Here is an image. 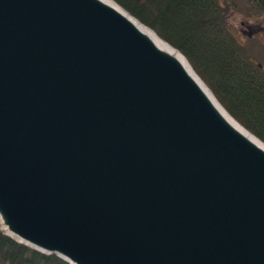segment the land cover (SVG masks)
Segmentation results:
<instances>
[{"label":"water","instance_id":"water-1","mask_svg":"<svg viewBox=\"0 0 264 264\" xmlns=\"http://www.w3.org/2000/svg\"><path fill=\"white\" fill-rule=\"evenodd\" d=\"M111 1L0 0V228L71 264H264V142Z\"/></svg>","mask_w":264,"mask_h":264},{"label":"trees","instance_id":"trees-1","mask_svg":"<svg viewBox=\"0 0 264 264\" xmlns=\"http://www.w3.org/2000/svg\"><path fill=\"white\" fill-rule=\"evenodd\" d=\"M115 1L178 48L228 112L264 141V42L245 40L230 17L264 20V0ZM0 264L71 263L0 228Z\"/></svg>","mask_w":264,"mask_h":264},{"label":"bare ground","instance_id":"bare-ground-1","mask_svg":"<svg viewBox=\"0 0 264 264\" xmlns=\"http://www.w3.org/2000/svg\"><path fill=\"white\" fill-rule=\"evenodd\" d=\"M105 1H107V2H112L111 0H105ZM113 3V2H112ZM133 20L136 22V24L140 27V29H142L144 32H146L153 40H154V42L159 46V47H161V48H163V49H165V50H167V51H169L170 53H172V54H174L179 60H181L182 61V63L186 66V67H188L190 70H192V71H194L192 68H191V66H190V64L188 63V61L184 58V56L178 51V50H176L174 47H172L168 42H166L164 39H162L161 37H159L152 29H150L148 26H146V25H144L143 23H141V22H139L138 20H136V19H134L133 18ZM205 85V84H204ZM206 86V85H205ZM206 88L209 90L208 92L210 93V94H212L211 93V91H210V89L206 86ZM213 95V94H212ZM225 114H226V116H228L229 117V114L227 113V112H224ZM234 124L236 125V126H238L240 129L242 128L241 127V125L239 124V123H237L235 120H234ZM248 135H250L249 133H248ZM250 137H251V135H250ZM252 138L256 141V142H258L260 145H262V146H264V144L263 143H261V141H259L258 139H256L255 137H253L252 136Z\"/></svg>","mask_w":264,"mask_h":264},{"label":"rangeland","instance_id":"rangeland-1","mask_svg":"<svg viewBox=\"0 0 264 264\" xmlns=\"http://www.w3.org/2000/svg\"><path fill=\"white\" fill-rule=\"evenodd\" d=\"M230 17L232 18L231 21H232L233 26L237 29V33L240 36H243L245 40H247L246 37H249V36H248L247 32H242L243 28L247 29L245 27V25H242V23H241L242 21H247L250 24V28H249L250 30L253 29V28L256 29V30H259L260 27H264V22H263L264 20L262 19L261 14L255 15L254 17H251V18H246L242 14H238V15L233 14ZM254 38H256L257 41H259V42L261 41V43L264 42V30L263 31H257L256 34L254 35Z\"/></svg>","mask_w":264,"mask_h":264},{"label":"flooded vegetation","instance_id":"flooded-vegetation-1","mask_svg":"<svg viewBox=\"0 0 264 264\" xmlns=\"http://www.w3.org/2000/svg\"><path fill=\"white\" fill-rule=\"evenodd\" d=\"M244 25H245V27L247 28V29H244L243 28V31L242 32H247L248 33V29L250 28V24L247 22V21H244ZM254 29V28H253ZM253 29H251V30H253ZM256 30V29H255ZM264 30V28L263 29H260L259 28V30H256V32L257 31H263ZM256 32L254 33V35L256 34Z\"/></svg>","mask_w":264,"mask_h":264}]
</instances>
